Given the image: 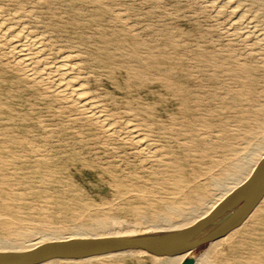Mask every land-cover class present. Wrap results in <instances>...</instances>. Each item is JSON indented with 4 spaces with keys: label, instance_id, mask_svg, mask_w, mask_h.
Listing matches in <instances>:
<instances>
[{
    "label": "rangeland",
    "instance_id": "374dc122",
    "mask_svg": "<svg viewBox=\"0 0 264 264\" xmlns=\"http://www.w3.org/2000/svg\"><path fill=\"white\" fill-rule=\"evenodd\" d=\"M239 1L245 23L226 0H0V24L40 36L44 70L78 65L113 127L35 79L0 28V240L152 232L218 200L264 150V0ZM135 125L155 157L130 138ZM219 243L189 256L264 259V202ZM165 262L143 252L50 264Z\"/></svg>",
    "mask_w": 264,
    "mask_h": 264
},
{
    "label": "bare ground",
    "instance_id": "6f19581e",
    "mask_svg": "<svg viewBox=\"0 0 264 264\" xmlns=\"http://www.w3.org/2000/svg\"><path fill=\"white\" fill-rule=\"evenodd\" d=\"M226 5L230 7L231 9L230 14L237 23L246 22L245 12L239 0H226ZM25 27L26 26H24V28L21 27L20 30L16 29L17 31L16 30L13 31L12 27H10L11 28L10 29L6 27V25L4 26V24L3 25L0 24V28L5 34L4 36L9 38V41L11 40L12 52L15 55H18L20 64L23 65L25 68H27L31 72L32 76L37 80H41L45 78L44 76H47V79L50 81V82L48 81L49 83L57 86L64 95L74 98L75 102H77L85 112H87L92 117H94V119L99 121L102 125H104V127L106 126L108 130H113V127L110 126L109 119L106 118L107 115L104 116L103 115L104 112L102 113L100 109L101 105L99 106L98 101L97 102L94 101L91 97H89L86 94L85 89H83L82 84H80L79 82L80 77H79V80L76 77L74 73V66H78V65L73 66L71 61L67 59H62L61 61L59 60L58 63L56 62L55 65L53 64L54 65L53 68L47 71L44 70L42 67H40V62L42 61L41 59L43 58V56H46L42 53L43 50H41L39 46V44L42 45V43H40L42 42V40L38 39L40 38V36L39 37L37 36L38 38L35 37V35H33L32 32L30 33L28 28L27 27L25 28ZM75 64H77L76 61H75ZM76 71L78 70L76 69ZM42 81H44V79ZM142 131L143 130L139 129L137 125L129 126V133H130V138L132 139V141H134L136 145H138L141 149L148 151L149 153H152V156H154L153 153L156 154L155 152L157 151L156 149L157 147L152 142V140H150L151 138L149 139L144 134L145 132L143 133ZM159 151L160 150H158V152ZM258 153L259 154L255 153L254 155L248 157L249 161L250 160L252 161V164L250 165V168L248 170L246 169V165H243V167H240V169H238L237 177L232 179V180H235V179H238V180H236L234 183H231L229 187L228 185L221 187V191H223L224 193L221 195V197L218 200L212 201V204H210L208 209H206L205 211H202L200 214L195 215L193 217L184 218L181 223H174V222L168 223V226L158 227V229L156 228V230L152 232L181 229L184 227H188L194 224L195 222H197L198 220L206 217L226 197H228L234 190H236L239 186H241L243 183H245L250 178V176L253 174L254 170L260 163V161L264 158V150L259 151ZM243 174H244L243 178L238 177V175L243 176ZM3 185H7V184L5 182L0 181V190H2L1 187ZM263 202H264V193L259 198V200L256 202V204L251 208V210L246 214V216L242 219V221L237 226H235L234 228L229 230L227 233H225L223 236L210 241L209 242L210 247H213L215 244H218L219 242H222V241L231 243L234 239L236 232L240 228H242V226L245 225L246 221L254 214L256 209H258V206L262 204ZM140 233H143V232H129V233H117V232H110V231L104 232V233H99V232L97 233H87V232L74 233L73 232V233L64 234V235L51 234V235L43 236L36 241H28V242L25 240V242L23 241V242L15 243V242H9L5 240H0V252H21V251L33 249L46 242L63 241V240H69V239H74V238H99V237H110V236H124V235H131V234H140ZM144 233H147V231ZM143 252H145L146 254H150L144 250L137 249V250H127V251H121V252H116V253L91 256V257L80 258V259H53V260H50V261H47L41 264H50L53 262H56V263L58 262H62V263L63 262L65 263L66 262H78V261H81V259L89 261L92 259H101V258L111 257L117 254L118 255L119 254H136V253H143ZM190 253H182V254H176V255H155V254H150V255L158 259H164V261H166L165 264H180L185 257L189 256ZM208 256H209V250L204 251V253H202L197 259L194 258L193 264H206V261L208 260L207 259ZM245 264H264V259L262 258L261 255L254 254V255H251L245 261Z\"/></svg>",
    "mask_w": 264,
    "mask_h": 264
},
{
    "label": "water",
    "instance_id": "95a60500",
    "mask_svg": "<svg viewBox=\"0 0 264 264\" xmlns=\"http://www.w3.org/2000/svg\"><path fill=\"white\" fill-rule=\"evenodd\" d=\"M264 193V158L250 178L206 217L176 230L124 236L74 238L43 243L21 252H0V264H41L53 259H80L127 250L155 255L190 253L237 226ZM192 256L180 264H193Z\"/></svg>",
    "mask_w": 264,
    "mask_h": 264
}]
</instances>
